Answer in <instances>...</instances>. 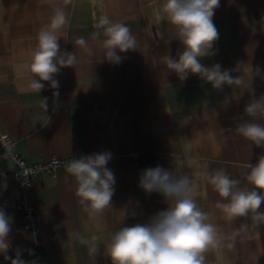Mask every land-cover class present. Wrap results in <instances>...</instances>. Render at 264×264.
I'll return each mask as SVG.
<instances>
[{"label":"crops","instance_id":"crops-1","mask_svg":"<svg viewBox=\"0 0 264 264\" xmlns=\"http://www.w3.org/2000/svg\"><path fill=\"white\" fill-rule=\"evenodd\" d=\"M164 2L0 0V134H9L16 150L31 161L110 152L106 167L115 176L110 207L95 215L80 203L67 169L37 176L30 196L38 235L23 227L19 210H4L11 218L10 248L0 253V264H11L17 254L25 264H112L106 245L115 231L148 223L169 206L161 194H148L139 186L145 154L153 156L154 167L190 177L198 206L223 234L231 236L247 225L234 247H209L203 253L206 264H264V223L250 216L226 220L215 208L220 197L205 176L223 169L250 188L247 165L264 155V147L235 131L238 123L250 119L246 104L264 95V0H220L215 9L218 39L200 62L207 67L218 63L244 80L243 86L225 85L222 90L198 75L180 80L167 69L164 58L178 59L184 46L173 25L154 19V10ZM57 7L67 16L59 33L60 50L75 53L78 62L54 76L58 88L41 81L45 87L38 93L29 86L27 65L38 31L50 24ZM104 16L127 26L138 41L135 50L117 51L119 62L104 54L105 29L99 23ZM81 37L86 48L76 45ZM13 167L12 161L0 158V202L18 196ZM257 211L264 212V203ZM94 235L99 237L95 255L78 238ZM29 246L35 253H28Z\"/></svg>","mask_w":264,"mask_h":264},{"label":"clouds","instance_id":"clouds-1","mask_svg":"<svg viewBox=\"0 0 264 264\" xmlns=\"http://www.w3.org/2000/svg\"><path fill=\"white\" fill-rule=\"evenodd\" d=\"M219 4L220 0H165L161 9L154 10V19L157 23L167 20L173 25L184 46L178 59L164 58L167 69L175 72L180 80H186L189 74L198 75L205 83L222 90L225 85L243 86L244 80L240 76L233 77V70H224L218 63L207 67L200 62L201 57L210 54L213 42L218 39L213 17ZM66 23L65 11L57 7L50 24L41 27L37 33V46L27 69L32 74L29 86L38 93L45 87L41 81L58 88L59 82L54 76L62 67H74L78 62L75 53L60 50L59 33ZM99 23L105 29L106 38L102 44L110 62L120 61L117 51L122 53L137 48L136 37L124 24L106 16L101 17ZM76 45L86 48L87 42L81 37ZM255 72L259 74L260 69ZM44 106L47 107L46 102ZM244 113L250 119L238 123L235 131L256 147H264V123L257 122L264 120V95L252 98ZM110 159L111 153L105 151L74 158L66 165L77 184L76 195L91 215L110 207L115 184L114 173L106 167ZM247 167L250 171L246 181L250 188L243 187L241 180L233 179L223 169L206 172L205 176L220 197L215 208L226 220L250 216L256 223H264V212L257 211L264 203V155L255 165L248 164ZM139 186L148 194H161L169 206L152 216L148 223L124 226L115 231L106 245L112 264H206L203 253L209 247L232 248L236 236L247 228L246 224L242 225L240 230L228 236L208 222L210 214L198 206L193 196V181L187 174L176 175L160 166L149 167L143 170ZM10 225L11 218L0 209V253H7L10 248ZM78 238L89 247L90 254L97 253L99 237ZM5 259L9 257L5 255ZM11 264L25 262L17 254Z\"/></svg>","mask_w":264,"mask_h":264},{"label":"built area","instance_id":"built-area-1","mask_svg":"<svg viewBox=\"0 0 264 264\" xmlns=\"http://www.w3.org/2000/svg\"><path fill=\"white\" fill-rule=\"evenodd\" d=\"M0 158L13 162L12 176L18 184V196L15 200L0 202V209H17L22 214L23 227L34 236L38 235L36 210L30 196V187L34 179L41 174L55 175L66 170V165L73 159L70 157L52 156L45 160L31 161L25 159L17 150L15 141L7 134H0ZM28 253H35V247L29 246Z\"/></svg>","mask_w":264,"mask_h":264},{"label":"trees","instance_id":"trees-1","mask_svg":"<svg viewBox=\"0 0 264 264\" xmlns=\"http://www.w3.org/2000/svg\"><path fill=\"white\" fill-rule=\"evenodd\" d=\"M141 165L144 170L149 167H154L153 166V156L151 154L142 155Z\"/></svg>","mask_w":264,"mask_h":264}]
</instances>
